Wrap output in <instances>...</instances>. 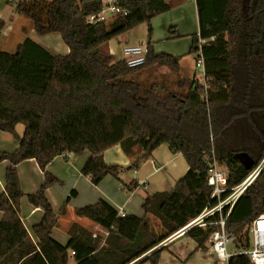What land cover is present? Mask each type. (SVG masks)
<instances>
[{
	"label": "trees",
	"instance_id": "16d2710c",
	"mask_svg": "<svg viewBox=\"0 0 264 264\" xmlns=\"http://www.w3.org/2000/svg\"><path fill=\"white\" fill-rule=\"evenodd\" d=\"M169 1L121 0L127 13L108 23L86 20L101 10L100 0L7 1L15 14L30 21L35 34L59 35L68 52L52 54L31 40L13 53L0 50V132L18 143L14 151L0 152V162L10 164L0 194V264H68L70 258L75 264H155L162 248H153L207 206L212 189L202 175L212 158L224 169L227 188L238 186L262 164L230 209L225 231L235 238L247 235V227L264 213V0H195L198 34L191 36L188 54L196 53L199 40L208 48L223 33H232L231 49L203 57L205 91L192 78L183 82L186 91L181 93L137 81L143 70L178 72L180 57L156 54L150 43V20L168 12ZM142 24L147 26L145 60L129 68L123 60L115 61L107 43ZM4 27L0 18V35ZM18 125L23 127L21 137ZM161 144L180 154L188 168L169 192L144 199L142 217H119L99 200L73 214L107 231L105 237H92L72 224L65 246L51 238L57 216L45 190L58 181L45 169L53 158L88 151L81 175L97 185L106 175L118 178L120 171L103 162L106 150L118 146L135 171ZM240 154L251 158L249 169ZM31 159L44 176L40 189L27 196L42 211L40 223L32 228L35 243L19 218L23 194L15 169ZM149 216L159 221L160 233L152 229ZM216 228L194 227L184 235L205 249ZM248 249L246 241L240 250ZM227 264H249L248 256L234 253Z\"/></svg>",
	"mask_w": 264,
	"mask_h": 264
},
{
	"label": "crops",
	"instance_id": "0c3cea01",
	"mask_svg": "<svg viewBox=\"0 0 264 264\" xmlns=\"http://www.w3.org/2000/svg\"><path fill=\"white\" fill-rule=\"evenodd\" d=\"M7 1L0 0V18L3 21L7 8L5 3ZM169 5L170 10L168 12L150 20V43L153 52L156 54L166 53L180 57L178 73L189 77V80H191L194 78L195 69L192 66H186L187 70H185L182 62L189 56L188 50L191 45V36L198 34L195 0H170ZM15 24L14 22L10 30L5 23L7 31L18 34L23 33L25 22L19 21L16 26ZM140 26H142L141 31L140 27L137 30L133 29L134 32L131 30L132 34H135V38L127 35L130 36V39L128 37L120 39L119 36L107 43L109 54L114 57L115 61L121 60V51L124 46H146L147 26L145 24ZM128 33L130 34V31ZM113 41H115V46L117 45L119 48V59L114 56ZM19 44H16V46ZM226 47L231 48L230 33L219 35L215 39L214 45L206 48L207 55H209V50H223ZM202 49L205 48L202 47ZM67 52L66 48L63 54ZM17 135L21 137L22 134L20 132ZM17 147L18 143L16 141L9 135L0 132V152H12ZM89 156L90 153L88 151H84L80 155L71 153L59 155L53 158L45 169L57 181L67 183L66 190L69 191L67 194V191L63 190L60 192L61 197H58L55 186H50L45 190V197L55 216L58 215V209L56 210L55 208H59L63 202L66 205V216L60 218L58 215L57 226L51 231V238L62 246H65L69 240L67 232L72 224H76L91 234L98 235L95 231L101 233L103 231L91 221L75 217L72 213L74 210L94 205L97 201L102 200L109 204L117 213L122 211L125 215L142 217L141 205L144 199L154 193L169 192L188 168L180 154L171 153L166 144H161L152 151L150 157L144 160L137 170L132 171L130 169L131 158L124 156L119 147L115 146L103 152L102 160L107 165L120 167L118 178L106 175L97 185H92L88 177L81 175V169ZM8 167H10L8 161L0 162V194L4 191V174ZM15 169L23 194L19 202V218L29 237L35 243L36 239L32 234V228L40 223L42 211L39 208L32 207L27 200V196L35 194L40 189L44 176L32 159L20 162ZM132 183H135L136 187L131 189ZM141 183L145 185V189L140 186ZM1 218L2 213L0 212ZM154 231L160 233L161 229H155ZM161 248L162 250L155 264H227L216 258L210 249L208 241L205 243V249H200L191 238L184 234L168 241L157 249ZM234 253L236 252L230 254ZM68 264H75V262L70 258ZM140 264L150 263L147 261Z\"/></svg>",
	"mask_w": 264,
	"mask_h": 264
},
{
	"label": "built area",
	"instance_id": "2783aa9c",
	"mask_svg": "<svg viewBox=\"0 0 264 264\" xmlns=\"http://www.w3.org/2000/svg\"><path fill=\"white\" fill-rule=\"evenodd\" d=\"M120 1L121 0H100L101 10L97 14L87 17V22L108 23L112 21L115 16L125 15L127 12L120 6ZM204 43V40L198 41V48L194 54V64L195 73L197 76H200V79H198L197 82L205 91L206 81L203 73L202 58V46ZM146 52V46H124L121 51V60L126 63L127 67L135 68L144 63ZM261 167L262 164L253 169L238 186L234 188H227L225 172L218 168L217 163L212 158L208 162L207 171L202 175L207 185L212 189L207 206L196 218L192 219L183 228L167 237L153 249H157L168 241L183 235L191 228H204L206 225L213 224L217 228L209 235L208 242L210 243V249L219 261L227 263L229 257L231 256V254L227 251V245L234 240V236L228 234L224 229L226 218L235 201L253 182ZM140 186L143 189L146 188L143 183H141ZM222 194H225V196H222ZM215 214H217V218L215 220H209L210 217ZM117 216L124 217L125 214L122 211H119ZM102 234L103 237H105L107 235V231L103 230ZM247 235L250 236V240L248 239L249 249L245 251L239 250L236 253L247 255L249 264H264V213L258 215L247 227ZM92 237H96V234H92ZM71 255H73V252H71Z\"/></svg>",
	"mask_w": 264,
	"mask_h": 264
},
{
	"label": "rangeland",
	"instance_id": "374dc122",
	"mask_svg": "<svg viewBox=\"0 0 264 264\" xmlns=\"http://www.w3.org/2000/svg\"><path fill=\"white\" fill-rule=\"evenodd\" d=\"M5 5H7V8H6V13L4 14V21L7 24V27L11 30V28L13 27V23L15 22L16 23L15 26H16L17 22L20 21V22H25L24 24L25 29L23 33L18 34L15 32L7 31V28L5 27V29L2 30L1 35H0V50H3L4 52H7V53H13L15 51L16 44H19L25 40H31L35 44L47 50L49 53H58V54L64 53V50L66 49V47L61 42L59 35L49 34V35L39 36L35 34V32L31 29V23L27 18L21 15L15 14L12 10L13 7L9 5L7 2L5 3ZM138 27H140L139 29L141 31L142 26H138ZM138 27H136L135 30H137ZM132 32H134V30ZM132 32L130 31V34L127 33V34L120 36V39L122 37H124V39H126L125 37H128L130 39V36L135 38V34H132ZM127 35H130V36H127ZM230 35L232 36V33H230ZM112 47L114 49L115 58L119 59V50H118L119 48L117 47V45L115 46V41L112 42ZM230 49L226 47L223 50H214V51L209 50L208 51L209 55H207V51L205 48V49H202V58L207 57V56L221 55V54L229 52ZM193 61H195L194 55H189L186 58V60L182 62L183 68L187 70L186 66L187 67L192 66L195 69V64ZM194 78L198 80L200 79V76H197V74L194 72ZM137 81L145 86H148L150 84H157L159 86H162L163 91L166 93H170V92L181 93V92L186 91V85L183 84V82L189 81V77H186L185 75L180 74L178 72H173L165 68H160L157 70L150 69V70L141 71L140 77L137 78ZM178 82L180 83L178 84ZM20 132L21 134L23 132L22 125L17 126V133H20ZM218 168L224 171L222 167L218 166ZM50 186L56 187L55 191L58 197H61L60 192H62L63 190L67 191V194L69 192L68 190H66L67 183L61 182L59 180L56 184H52ZM63 207H64V212L60 214V211ZM55 209L56 210L58 209V215L60 216V218L66 216L65 214L67 212V209H66V205L64 204V202L60 205L59 208L56 207ZM71 216L73 217V215ZM148 220L153 230L161 229L159 221L156 218L150 217L148 218ZM95 233H97L100 237H103V234L101 232L95 231ZM248 239L250 240V236L245 235V234H241L237 238L234 237V240L231 241L227 245V251L229 253L238 252L241 249V246L244 245L246 241H248Z\"/></svg>",
	"mask_w": 264,
	"mask_h": 264
},
{
	"label": "water",
	"instance_id": "95a60500",
	"mask_svg": "<svg viewBox=\"0 0 264 264\" xmlns=\"http://www.w3.org/2000/svg\"><path fill=\"white\" fill-rule=\"evenodd\" d=\"M239 158L243 162V164L245 165L246 169H249L252 166L253 162H252L251 158L248 155L240 154Z\"/></svg>",
	"mask_w": 264,
	"mask_h": 264
}]
</instances>
